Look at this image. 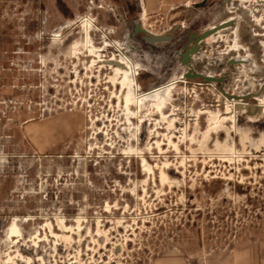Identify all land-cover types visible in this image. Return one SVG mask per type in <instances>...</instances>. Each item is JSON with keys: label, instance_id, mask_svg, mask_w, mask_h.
<instances>
[{"label": "rangeland", "instance_id": "rangeland-1", "mask_svg": "<svg viewBox=\"0 0 264 264\" xmlns=\"http://www.w3.org/2000/svg\"><path fill=\"white\" fill-rule=\"evenodd\" d=\"M202 1L0 0V264H264V0Z\"/></svg>", "mask_w": 264, "mask_h": 264}, {"label": "water", "instance_id": "water-1", "mask_svg": "<svg viewBox=\"0 0 264 264\" xmlns=\"http://www.w3.org/2000/svg\"><path fill=\"white\" fill-rule=\"evenodd\" d=\"M210 0H203L199 4H195V8L197 9H204L207 8V4ZM232 0H221L222 5H227V3L231 2ZM234 26L233 21L223 22L220 23L218 26L213 27V29L205 30L204 32H193V31H186V27L183 24L175 25L171 32L157 36L153 34H149L144 31L140 25V21H135L127 35V39L130 44H144L148 51H164L159 56V60L167 61L165 58H174L178 61L179 64V55H181V66L189 67L191 65L192 56L201 50L200 43L205 40L206 38L216 34L217 32L230 28ZM136 47V46H135ZM168 47V48H167ZM131 49V48H130ZM135 51V49H131ZM137 50V49H136ZM164 57V58H162ZM108 66H119L116 64L106 63ZM179 64V66H180ZM184 78L189 81L201 80L203 83H223L221 79H212V78H205L201 75L193 72L188 71L187 74L184 75ZM250 115L251 116H259L261 112L258 109L250 106ZM256 112V113H255ZM258 112V113H257Z\"/></svg>", "mask_w": 264, "mask_h": 264}, {"label": "bare ground", "instance_id": "bare-ground-1", "mask_svg": "<svg viewBox=\"0 0 264 264\" xmlns=\"http://www.w3.org/2000/svg\"><path fill=\"white\" fill-rule=\"evenodd\" d=\"M90 25H91V22L89 20L84 22L85 32L87 33V36H86L87 39H89V37H90L89 36L90 34L88 35V28H89ZM91 47H93V46H91ZM110 62H112L111 64L119 65V66H116V67L112 66L111 68H113V70H114V72L116 74L121 75V78L123 79L122 80V87L124 88L125 91H127L125 102H126L127 105H131L133 101L135 102V100L131 96V92L134 91V89L131 87V82L133 84L134 83L136 84V79L134 77H130V74H129L128 70H126L125 66L121 65V63L119 61H117L115 59H112ZM123 63L124 64L126 63L127 66H130L132 62L128 58H126V60ZM128 81H130V82H128ZM12 231L18 233L17 227H14Z\"/></svg>", "mask_w": 264, "mask_h": 264}, {"label": "flooded vegetation", "instance_id": "flooded-vegetation-1", "mask_svg": "<svg viewBox=\"0 0 264 264\" xmlns=\"http://www.w3.org/2000/svg\"><path fill=\"white\" fill-rule=\"evenodd\" d=\"M224 82H225V81H224ZM220 84L223 86V84H224V83H220ZM222 90L224 91V89H223V88H222ZM223 91H222V92H223Z\"/></svg>", "mask_w": 264, "mask_h": 264}]
</instances>
